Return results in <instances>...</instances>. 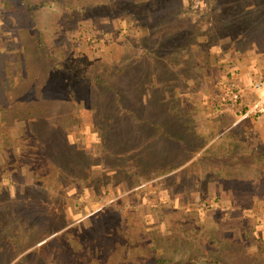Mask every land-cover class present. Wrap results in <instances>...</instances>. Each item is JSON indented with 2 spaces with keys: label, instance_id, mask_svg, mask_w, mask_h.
<instances>
[{
  "label": "rangeland",
  "instance_id": "obj_1",
  "mask_svg": "<svg viewBox=\"0 0 264 264\" xmlns=\"http://www.w3.org/2000/svg\"><path fill=\"white\" fill-rule=\"evenodd\" d=\"M263 76L264 0H0V264H264Z\"/></svg>",
  "mask_w": 264,
  "mask_h": 264
},
{
  "label": "built area",
  "instance_id": "obj_2",
  "mask_svg": "<svg viewBox=\"0 0 264 264\" xmlns=\"http://www.w3.org/2000/svg\"><path fill=\"white\" fill-rule=\"evenodd\" d=\"M230 87L232 89H236L233 82L230 84ZM253 93L256 96V99L252 103L244 105V113L240 117V120H244L249 117H261L264 115V76L255 81ZM237 96L238 94L233 97L237 98Z\"/></svg>",
  "mask_w": 264,
  "mask_h": 264
},
{
  "label": "trees",
  "instance_id": "obj_3",
  "mask_svg": "<svg viewBox=\"0 0 264 264\" xmlns=\"http://www.w3.org/2000/svg\"><path fill=\"white\" fill-rule=\"evenodd\" d=\"M182 16H183L184 18L188 17V19H191V18H192V17L190 16L189 13H188V14H185V15H182ZM38 123H39V122H38ZM51 133L54 135V134H55L54 130H51ZM55 136H56V134H55ZM49 141H50V142H49L50 146H54L55 144H57L53 138H50ZM42 146H43V144L40 145V147H42ZM51 153H53V158H55V159H53L52 162H55L56 160H58L57 163H56V165H57L58 163H60V165H59V167H58V169H57V170L59 171V173H60L63 169H66L65 166L62 167V163H63V159H64L65 151H61V149H53V150L51 151ZM66 245L68 246V251H69L70 244L67 243ZM46 248H47V247H46ZM65 251H66V249H65ZM69 253H71V251H70ZM68 259H69V258H68ZM70 260H71V259H70ZM70 262L73 263V260H71Z\"/></svg>",
  "mask_w": 264,
  "mask_h": 264
}]
</instances>
